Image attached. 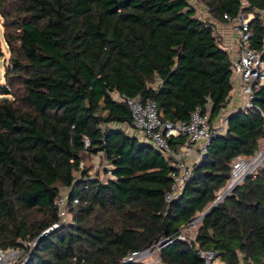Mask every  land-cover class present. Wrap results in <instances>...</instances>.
I'll return each instance as SVG.
<instances>
[{"label":"trees","instance_id":"trees-1","mask_svg":"<svg viewBox=\"0 0 264 264\" xmlns=\"http://www.w3.org/2000/svg\"><path fill=\"white\" fill-rule=\"evenodd\" d=\"M200 3L206 18L190 0H0L10 53L0 83V249H24V264H147L123 259L178 233L216 200L234 160L256 154L264 85L254 107L227 115L171 203L174 157L122 128L133 127L125 98L156 101L164 121H188L196 108L219 118L234 88L215 33L225 14H254L251 43L264 60V0ZM187 142L169 140L175 153ZM97 155L113 177L80 166ZM64 196L71 219L61 221ZM200 249L226 264H264V168L202 219L193 241L165 245L162 264H204Z\"/></svg>","mask_w":264,"mask_h":264},{"label":"built area","instance_id":"built-area-1","mask_svg":"<svg viewBox=\"0 0 264 264\" xmlns=\"http://www.w3.org/2000/svg\"><path fill=\"white\" fill-rule=\"evenodd\" d=\"M190 2L197 7V15L206 18L205 7L200 3V0H190ZM224 17L231 25L234 33V46L237 48V52L235 55H231L233 93L230 96L228 105L222 110L221 115L216 121L211 123L209 112H204L200 108H196L192 112L188 121H164L159 115L156 101L147 100L143 102L138 97L125 98L131 110L133 127L124 125L122 128L175 159L173 162L175 170L171 175L173 180L172 186L165 195L166 203H171L180 196L187 180L191 176L193 165L203 158L211 140L218 134L224 133L227 127V115L236 109L254 107L255 90L264 85V60L262 59V54L251 43L252 31L250 29V22L254 18V14L240 13L235 18H231L228 14H225ZM223 46L226 47V45ZM237 95L244 97V101L240 106L234 103V97ZM256 108L264 118V111L259 107ZM179 137H186L188 142L181 146L179 152L175 153L170 147L169 140ZM84 141L85 146L88 147L90 140L85 137ZM80 166L83 167L82 163ZM109 167L108 165L107 169H110ZM262 168H264V138L260 140V148L254 156H240L234 160L232 176L226 185V189L228 187H230V190L233 189L246 176L256 173ZM238 170V175H235ZM107 175L108 177H113V170H109ZM56 203L60 209L59 215L62 219L61 221L68 220L67 197H59ZM201 213L188 224L183 225L174 236L160 237V239L144 249L131 251L124 257L123 262H146V260L156 254L158 257L157 264H162L161 250L165 245L176 239L188 242L195 239L198 230H195V228L197 225L199 227L203 219ZM59 225L60 223L54 224L44 233L53 231ZM28 245L34 246L35 242H29ZM17 252L25 255L20 262V264H24L28 260L29 255L25 254L24 249L21 248L0 249V264H6L10 256ZM198 254L204 264H226L218 257L216 250L200 249Z\"/></svg>","mask_w":264,"mask_h":264},{"label":"rangeland","instance_id":"rangeland-1","mask_svg":"<svg viewBox=\"0 0 264 264\" xmlns=\"http://www.w3.org/2000/svg\"><path fill=\"white\" fill-rule=\"evenodd\" d=\"M222 43H223V40H222ZM0 47H1V50L3 51V56L0 57V83H6L5 73H6L7 66L10 65V53H9L7 44L5 42L3 18H1V17H0ZM234 50H235V52H237V48H235ZM82 165L85 167H91L92 175L99 174V176L102 180L107 179L108 175L105 172H106L107 166L109 164L100 155H97L94 158L85 159L82 162ZM225 189H226V186L223 189H221V191L218 194L222 193ZM64 193L66 194L67 191H65ZM198 215H200V213ZM68 219H71L70 215H69ZM197 227H198V225H197ZM197 227L195 228V230L198 229ZM189 236H191V234H189ZM24 257H25V255L23 253L17 252L16 254H13L10 256V258L7 260L6 264H20V262L23 260ZM157 259H158V257L156 256V254H154L153 257L149 258L144 263H147V264H155L156 263L157 264Z\"/></svg>","mask_w":264,"mask_h":264},{"label":"crops","instance_id":"crops-1","mask_svg":"<svg viewBox=\"0 0 264 264\" xmlns=\"http://www.w3.org/2000/svg\"><path fill=\"white\" fill-rule=\"evenodd\" d=\"M216 34L223 40V45H226V49L228 51H230L231 55H235V46H234V33L232 31L231 25L229 23H216ZM233 93V91H232ZM231 93V94H232ZM234 103L235 105L240 106L243 101H244V97H242L241 95H237L236 97H234ZM133 133H135L134 130H132Z\"/></svg>","mask_w":264,"mask_h":264},{"label":"water","instance_id":"water-1","mask_svg":"<svg viewBox=\"0 0 264 264\" xmlns=\"http://www.w3.org/2000/svg\"><path fill=\"white\" fill-rule=\"evenodd\" d=\"M235 187H233L231 190L230 187H228L222 193H220L216 200L201 213L202 218L206 217L224 198H226L232 192V190H234Z\"/></svg>","mask_w":264,"mask_h":264},{"label":"bare ground","instance_id":"bare-ground-1","mask_svg":"<svg viewBox=\"0 0 264 264\" xmlns=\"http://www.w3.org/2000/svg\"><path fill=\"white\" fill-rule=\"evenodd\" d=\"M256 164V163H255ZM238 173H239V170L236 172V174L235 175H238Z\"/></svg>","mask_w":264,"mask_h":264}]
</instances>
